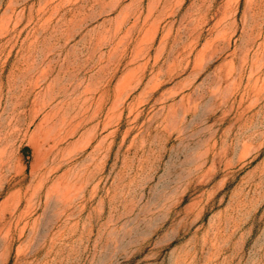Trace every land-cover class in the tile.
Here are the masks:
<instances>
[{"label":"rangeland","instance_id":"374dc122","mask_svg":"<svg viewBox=\"0 0 264 264\" xmlns=\"http://www.w3.org/2000/svg\"><path fill=\"white\" fill-rule=\"evenodd\" d=\"M0 264H264V0H0Z\"/></svg>","mask_w":264,"mask_h":264}]
</instances>
